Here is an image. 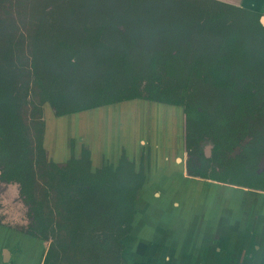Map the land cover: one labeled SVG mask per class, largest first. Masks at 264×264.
I'll use <instances>...</instances> for the list:
<instances>
[{"label":"trees","instance_id":"1","mask_svg":"<svg viewBox=\"0 0 264 264\" xmlns=\"http://www.w3.org/2000/svg\"><path fill=\"white\" fill-rule=\"evenodd\" d=\"M261 16L220 0H0V165L36 202L34 235L51 240L43 264H127L123 240L146 179L126 151L100 163L89 147L71 145L63 161L48 159L43 108L61 118L137 99L178 106L190 153L208 160L207 140L223 160L250 136L256 162L264 153ZM188 169L248 184L233 167L219 175L190 159Z\"/></svg>","mask_w":264,"mask_h":264},{"label":"crops","instance_id":"2","mask_svg":"<svg viewBox=\"0 0 264 264\" xmlns=\"http://www.w3.org/2000/svg\"><path fill=\"white\" fill-rule=\"evenodd\" d=\"M221 1L264 10V0ZM133 103L137 108L133 104L130 111L123 112L128 125L121 111L109 115L112 128L102 125L107 138L113 128L117 135L121 130L120 139L103 142L100 151L89 147L100 160L104 155L131 153L130 148L137 151L150 145L146 179L139 190L133 231L125 248L126 255L133 254L129 253L133 261L127 258L128 264H264V191L188 175L179 130L182 112L168 107L160 119L155 117L152 122L160 123L153 127L147 123L149 112L144 116L142 109L138 110L140 105ZM164 125L169 126L170 134L163 132ZM151 126L164 137L152 140L147 130ZM158 152L160 164L156 162ZM2 233L0 264L12 263L18 250Z\"/></svg>","mask_w":264,"mask_h":264},{"label":"rangeland","instance_id":"3","mask_svg":"<svg viewBox=\"0 0 264 264\" xmlns=\"http://www.w3.org/2000/svg\"><path fill=\"white\" fill-rule=\"evenodd\" d=\"M261 13L264 16V10L261 11ZM133 102H137L138 105H140L139 106L140 108L138 110L142 109L143 111L146 108L145 111H143V115L146 116L147 112H149V117L147 116V123L149 126L153 124V127L156 126V124H159L160 122L154 124L152 121L155 119V117L156 119H160V117L164 115V110L167 109L168 107H169L168 109H172L171 107H173L178 112L182 111V108L178 106H172L167 104H161L158 102L139 99L138 101L136 100L125 101L122 103L111 105L110 107L108 106L105 108L102 107L95 108L92 110H88L85 112H80L77 114H72L60 118L55 116L54 111L50 110L49 106H46L43 108V111H44V119L47 123L46 126L47 131H46V139H45L47 141L45 143V147H46L48 159L50 160L53 158L56 159V157L59 155H62V157L60 158L63 159V154L65 153L67 154V150L71 149V145H74L76 149H83L84 147L88 148L91 146L95 151H97L99 150L100 145L103 142L106 145V142L108 143L109 140L110 143H112V141L119 140L120 137L118 135H120L121 133L120 129H119L120 133L118 135H117L118 133L117 130H115L114 128L113 130L110 129L111 132L109 138H107L108 134L107 136L105 135L106 132L103 126H106L107 128L108 127L112 128L111 127L112 125L110 123L112 120H110V122L108 123L109 115L114 113L113 116H116L117 113L120 114V111L122 113L128 110L130 111V109L132 108L130 107V105H133L134 104ZM126 107H128L129 109L125 110L124 108ZM134 108H137L135 104H134ZM154 108H156L157 110L156 114L154 113L155 111ZM165 113L167 114V112ZM102 116L104 118H102ZM123 120L127 123V125L129 124V118L126 117V115H124ZM143 120L144 118H142L141 121ZM119 121L120 120L118 119V123ZM114 124L116 123L114 122ZM163 127H164L163 132L166 131L170 134L171 131L169 129V126L164 125ZM114 130L116 131V133L114 132ZM147 130L149 131V135L152 138V140H154L159 135V132L156 129L152 128V126L149 127ZM131 135L132 133L129 132L130 138ZM162 137H164V134L159 135V138ZM243 143L244 144L246 143V139L245 141H243ZM149 146H150L149 144L143 145L142 148L139 147L137 151H133L132 149L134 148H130L131 153H128V155L130 156V158L136 160L139 164L142 161V164H144L145 166L149 161V156L151 153V149ZM161 150L162 149H159V151ZM240 150L241 148H236L233 153L238 154ZM183 151H182V157L186 159L187 154H185V152ZM115 154H111V157L109 159L113 158ZM159 155L160 153L158 152L157 160H156L158 164H160V160H161L160 159L161 156L159 157ZM106 157L104 155V158ZM59 161H63V160H59ZM99 162L101 163V158ZM244 176H245L244 174H240L239 176H235L233 178H236L237 180L244 182L245 180H243L242 178ZM262 177H264V175ZM254 180H256V178H254ZM19 190L20 188L18 184L7 183L0 180V210L3 213L2 219L5 220L7 218L6 216H8L6 220L9 223L5 225V223H1L0 220V231L1 233L3 231L2 234L4 239H10L12 241L11 244L15 247V251L18 250V255L16 256V258H14L12 263H8V264H42L44 260L45 250L49 246V241L43 242L42 247H44V251L41 250V256L34 257V254L37 251L39 243H37V241L33 239L31 236L26 235V233L24 232V230L30 224V220H31L29 217L30 209L29 206L25 204L23 199L20 197ZM36 193L39 194L40 189H37ZM1 227L4 229H1ZM1 238L2 236L0 234V240ZM129 253H127L128 255L127 257V255L123 252L124 259H126V257L129 258L130 260L133 259L132 257H129L130 254L131 255L133 254L132 253L129 254Z\"/></svg>","mask_w":264,"mask_h":264},{"label":"flooded vegetation","instance_id":"4","mask_svg":"<svg viewBox=\"0 0 264 264\" xmlns=\"http://www.w3.org/2000/svg\"><path fill=\"white\" fill-rule=\"evenodd\" d=\"M262 16H263V14H262ZM181 112H182L181 124L183 125V116H184L185 113H184L183 109H182ZM245 139H246V143L244 144L243 141H245ZM251 143H252V138L250 136H245L244 138L240 139L239 143L237 145L233 146L231 151H229L226 154V157L223 160H221L220 158H216V159L213 158L214 144L211 141H207V140L206 141H202L201 145L203 147V151L206 154V157L208 158V160H204V161H202L194 153H190L189 149L186 146V143H183L182 144V151L184 150L183 152H185V154H187L186 159H184L185 160L184 163H185V166H186V172H187L188 175H191V176L201 177V178L209 179V180L220 181V180H216V179H212V178H208V177H202V176H199V175L190 174L189 169H188V161L190 159H192V165L194 167H196L198 165H200V166L204 165L205 166V170L207 172H217L219 174H224L225 173V175H227V171H228L227 168L233 167L232 171L234 170V174H237L236 176H239L240 174H244L245 175L244 177H242L243 180H245L244 182H247L248 184L249 183H254V184L259 185V186H264V180H263L264 177H262L264 175V153H262L259 156V159L256 162H251L250 159H249V150L246 149V147L250 146ZM236 148H241V150L238 152V154H234L233 153ZM191 150L193 152H195L194 148H192ZM3 169H4L3 166L0 165V180L3 181V182H7V183H16V184H18L19 188H20V190H19L20 197L23 199L24 203L29 206V209H30L29 210V217H30L31 220H30V224L24 230V232L26 233V235L31 236L33 239H35L37 241V243H39L37 251L34 254V257L35 256L40 257L41 256V250L44 251V247H42L43 242L44 241H49V246H50L51 240H44L41 237H37V236L34 235L36 226L38 224L37 218H36L37 211H36V208H35L36 202H33V201L29 200L28 195L23 190L22 184L18 180H16L15 178L14 179H9L8 176L4 173ZM249 175H252V176H249ZM230 177H232V176H230ZM249 177H251L250 180H248ZM253 177L256 178V180H254ZM220 182L233 184V185H238V186H243V187H248L250 189H256V190L264 191V189H262L261 187H257V186L253 187L250 184L249 185L248 184L247 185H245V184L244 185L243 184H235V183H231V182H228V181L227 182L220 181ZM37 198L41 199L42 197H41V195H38ZM2 215H3V213L0 210L1 223H5V225L9 224L7 222V220H6L8 218V216H6L7 218L4 220V219H2ZM134 220H135V218H134ZM133 224H134V221H133ZM132 231H133V225H132ZM128 235L123 240V245H124L123 252L124 253H125V248L128 245L127 242L129 243ZM49 246L45 250V255L43 254L44 255V260H45V257L47 255ZM159 250H160V248H159ZM22 252H24V251H22ZM123 252H122V254H123ZM43 255H42V257H43ZM44 260H43V263H44ZM124 260L128 264L127 257Z\"/></svg>","mask_w":264,"mask_h":264},{"label":"water","instance_id":"5","mask_svg":"<svg viewBox=\"0 0 264 264\" xmlns=\"http://www.w3.org/2000/svg\"><path fill=\"white\" fill-rule=\"evenodd\" d=\"M221 1V0H220ZM224 2V1H223ZM232 4V3H230ZM235 5V4H233ZM262 22L264 23V16L261 17ZM182 128V133H181V137L183 139V143H186V115L184 114L183 116V125H181Z\"/></svg>","mask_w":264,"mask_h":264},{"label":"bare ground","instance_id":"6","mask_svg":"<svg viewBox=\"0 0 264 264\" xmlns=\"http://www.w3.org/2000/svg\"><path fill=\"white\" fill-rule=\"evenodd\" d=\"M145 109H146V108H145ZM145 109H144L143 111H145ZM154 109H155V111H154V110H153V111H154V113L156 114L157 110H156V108H154ZM167 117H168V116H167ZM179 130H180L181 133H182V128H181V129L179 128Z\"/></svg>","mask_w":264,"mask_h":264}]
</instances>
